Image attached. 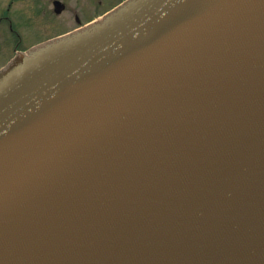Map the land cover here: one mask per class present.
<instances>
[{"label":"water","instance_id":"obj_1","mask_svg":"<svg viewBox=\"0 0 264 264\" xmlns=\"http://www.w3.org/2000/svg\"><path fill=\"white\" fill-rule=\"evenodd\" d=\"M0 264H264V0H128L20 52Z\"/></svg>","mask_w":264,"mask_h":264},{"label":"flooded vegetation","instance_id":"obj_2","mask_svg":"<svg viewBox=\"0 0 264 264\" xmlns=\"http://www.w3.org/2000/svg\"><path fill=\"white\" fill-rule=\"evenodd\" d=\"M5 2L6 8L0 13V55H7V59L3 62L9 61L17 53L23 52L54 35L55 32H50L30 38L28 29L34 26L41 17L45 14L59 17L69 11V3L66 0L63 1L65 5L61 13H57L55 10V0H5ZM83 22L84 20L75 14L73 28ZM63 29L67 30L70 28L66 26L58 29V31Z\"/></svg>","mask_w":264,"mask_h":264},{"label":"rangeland","instance_id":"obj_3","mask_svg":"<svg viewBox=\"0 0 264 264\" xmlns=\"http://www.w3.org/2000/svg\"><path fill=\"white\" fill-rule=\"evenodd\" d=\"M47 1V0H45ZM69 3V11L62 15L63 17H52L51 14H45L41 17L36 24L28 29L30 38H35L38 35L42 36L50 32H61L58 31L60 28H67L74 25V15L77 14L79 18L86 20L91 19L98 13H103L113 5L119 3L121 0H66ZM6 8L5 0H0V13ZM69 26V27H68ZM51 33V34H53ZM43 38V37H42ZM7 55H0V66L4 63L3 61Z\"/></svg>","mask_w":264,"mask_h":264}]
</instances>
